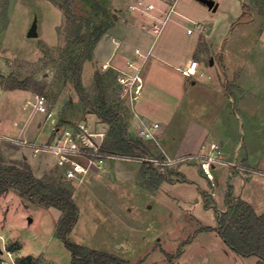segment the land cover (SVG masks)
<instances>
[{
  "label": "rangeland",
  "instance_id": "obj_1",
  "mask_svg": "<svg viewBox=\"0 0 264 264\" xmlns=\"http://www.w3.org/2000/svg\"><path fill=\"white\" fill-rule=\"evenodd\" d=\"M63 1L0 0L1 5H7L5 15L0 9V73L7 75L0 76V89L15 76L33 90L35 98L38 94L47 96L61 121L85 117L93 124L100 123L102 120L81 102L75 88L71 64L81 45L74 46L60 6ZM135 1L76 0L71 9L77 15L89 17L93 26H108L104 37L117 24L115 16H126L129 20L131 13L134 17L131 21L140 22L144 15L129 8ZM152 1L156 5L152 13L158 19L165 20L169 14L164 23H159L161 31L154 36V47L171 48L180 59H186L194 45L195 57H200L205 67L213 68L211 91H205L202 84L212 81L211 74H207L196 89L195 99L184 105L186 115L188 108L194 111L212 132L195 152L183 155L200 152L204 144L225 140V156L245 169L219 165L214 169L216 185H213L197 159L171 165L129 161L124 156L111 159L112 163L128 167L130 177L115 181L107 172L97 183L94 172L75 188L80 217L68 236L81 245L109 251L126 264H256L255 256L242 257L224 251L216 230L197 233V229L202 225L216 226L221 206L227 210L231 198L242 199L248 190L255 197L252 203L257 212L264 209V0H214L219 4L216 11L201 0H178L176 4L174 0ZM100 6L108 11L109 19ZM244 11L247 13L240 19ZM34 22L38 36L29 37ZM197 23L202 25L200 31L194 25ZM189 28L192 33H188ZM96 46L83 64V88L95 107L103 104V98L108 102L107 108L118 107L127 122L128 134L136 136L134 111L130 102L120 97L118 73L100 75V47L97 57ZM171 77L176 83L183 81L177 73ZM22 94L0 91V116L11 118L12 130L7 135L13 138L20 131L13 121L25 119ZM192 95L189 93L186 101ZM31 105L26 103L24 108L35 111ZM0 138L7 141L6 137ZM144 142L152 157H159L162 150L169 156H182L166 149L160 133V146ZM17 151L14 146L0 150V160L5 163L18 160L13 157H18ZM144 163L158 169L167 179L156 188H148L146 178L150 176L141 175ZM206 202L213 206L206 207ZM61 215L59 209L34 204L15 191L0 195V247H13L17 259L32 256L31 264H70L72 254L56 234ZM192 236L184 253L176 256L183 241Z\"/></svg>",
  "mask_w": 264,
  "mask_h": 264
},
{
  "label": "trees",
  "instance_id": "obj_2",
  "mask_svg": "<svg viewBox=\"0 0 264 264\" xmlns=\"http://www.w3.org/2000/svg\"><path fill=\"white\" fill-rule=\"evenodd\" d=\"M75 1L64 0L60 6L70 26L74 46L77 43L81 45L79 54L71 64L72 78L80 100L87 107H91L102 122L109 126L108 138L104 144L106 150L118 155L139 156L149 154V147L144 140L128 134L127 122L121 116L119 108H113V106L107 108L108 102L105 98L102 99L103 104L99 108L95 107L83 88L81 76L83 64L86 59L92 56L95 46L109 27L93 26L89 17L74 13L71 5ZM0 9L1 14L5 15L7 5L0 4ZM102 9L104 15L109 19L108 11L103 7ZM245 13L247 11H244L240 19L245 16ZM27 87L23 80L20 81L15 76H12L11 80L9 79L5 83V89H28ZM114 100L112 99L111 102L113 103ZM56 172L39 178L31 166L23 160H15L11 163L0 160V195L15 191L34 204L59 209L62 215L56 227V234L72 254L70 264H126V261L109 251L93 249L69 238V233L79 220L80 207L74 198L75 187L73 184L64 180L60 173ZM141 175L144 178L150 176L146 178L148 188H156L167 179L162 176V172L148 163L143 164ZM205 205L206 207L213 206L209 202H206ZM210 230H216L236 254L244 257L255 255L259 257V264L264 263V212L257 213L249 202L231 198L229 208L224 212L217 213L216 226H201L197 233ZM192 240L193 236L183 241L175 255L180 257L184 252L185 245ZM9 249L15 250L11 246ZM17 261L19 264H31L27 256L18 258Z\"/></svg>",
  "mask_w": 264,
  "mask_h": 264
},
{
  "label": "crops",
  "instance_id": "obj_3",
  "mask_svg": "<svg viewBox=\"0 0 264 264\" xmlns=\"http://www.w3.org/2000/svg\"><path fill=\"white\" fill-rule=\"evenodd\" d=\"M128 15L129 18H131L129 20L126 16H115L117 24L97 43L95 56L98 57V49L100 47V75L102 73L105 74L106 72L107 75L111 74L112 72L118 73L120 69L124 68L127 59L136 58L134 53V49L136 47H140L145 52L151 51L153 55L147 61L144 69V89L142 95L135 103V109L137 110V113L145 115L150 120L160 124L161 128L159 133L162 144L171 153L183 155L186 153L195 152V150H197V148L200 146L201 142L208 138L212 131L209 130L206 125L202 124L203 121H201L199 117L193 113L194 111L191 112L189 108L187 111L188 114L186 115L184 105L186 103H190L191 99H195L197 94L195 93L196 89H198L202 84L204 85L205 91H211L210 89L214 85V82L211 79L213 68L211 65L210 67H205L201 58L195 57L194 54L197 50V47L194 45L193 51L186 59H180L177 54H174V51L171 48L164 47L158 49L154 47L155 34L142 28V24L151 22V19L147 16H142L140 22L136 20V23L131 21L132 18H134L133 14L130 13ZM192 60H198L199 62L197 73L195 75L187 76L183 74L181 68L187 66ZM174 73H177V75L183 79L182 83H176L174 82V79H171V76L174 75ZM207 74L208 76L211 74L209 77L212 81H207V84L202 83V80L205 79L204 77ZM0 76L5 78L7 75L0 73ZM189 83L190 85L188 86ZM1 90L12 92L20 91L23 93L22 111H25V114H23L25 119H21L19 123H17L18 121L16 120L13 121V124L20 127L19 136L17 138H28L30 140L42 142L49 140L51 137V126L46 122L44 114L38 112L36 109L34 111L32 108L29 110L24 108L26 103L29 105L35 102V97L32 94L33 90L30 88H19L13 90L4 88L0 89V91ZM189 93L193 94L192 98H190L189 101H186V97H188ZM204 100L207 99L204 98ZM11 123L12 120L8 115L0 116V136L13 137L7 135L10 130H12V127H10ZM134 125L135 124H133V126ZM49 127L50 130L47 131V128L49 129ZM220 142L223 147H225L226 141L220 140ZM9 146H14L16 151L18 150L16 152L18 157H13H15V159L27 162L31 166L35 175L39 178L59 170V167L55 164V160L52 155H34L30 148L22 147L9 141H4L0 138V150L9 149ZM10 149L14 150L12 148ZM112 162L113 161H108L105 171L95 172L92 174L97 180V183L100 179L99 177H103L107 172L110 174L111 179L115 181L118 180L117 178L119 177L120 180L123 177V181L130 177L131 170L128 167ZM135 177L136 173H134V177L132 178L135 179ZM92 180L94 179L92 178ZM178 181L171 182L176 183ZM168 182L170 181H167V183ZM215 194V196H217L218 192ZM242 199L249 202L256 210L255 205L252 203V200L255 199V197L250 193L249 190L245 192L244 197L242 196ZM216 200L218 203H221V199L219 200V198L216 197ZM220 211L224 212L226 211V208L221 206ZM215 232L218 233L217 231ZM220 239L223 242L222 244V242L219 240L222 247L224 248V251L230 252V254L235 253L225 243L221 236ZM255 257L256 264H258L259 257Z\"/></svg>",
  "mask_w": 264,
  "mask_h": 264
},
{
  "label": "built area",
  "instance_id": "obj_4",
  "mask_svg": "<svg viewBox=\"0 0 264 264\" xmlns=\"http://www.w3.org/2000/svg\"><path fill=\"white\" fill-rule=\"evenodd\" d=\"M177 1L174 0L175 4ZM129 8L132 12L139 11L151 19V22L142 24V28L151 31L155 35H158L161 31L159 23H164L169 16L168 14L165 20L158 19L152 13L156 9V5L152 0H136L129 4ZM194 25L199 31L202 29L200 23ZM188 33H192L191 28L188 29ZM134 53L136 58L127 59L124 68L118 71V84L122 90L120 97L130 102L134 111L132 118L135 120L136 136L160 146V124L135 111V103L144 89L145 65L153 54L151 51H143L140 47H136ZM198 65V60H192L187 66L181 68V71L187 76L195 75ZM33 106L38 112L44 114L46 122L51 126L49 140L42 142L28 138L6 136L5 139L13 144L30 148L34 155H52L55 164L59 167L62 178L71 182L75 188L80 187L92 173L105 171L109 160L118 159L122 156L125 160L150 162L155 165H171L197 159L203 173L213 185H216L214 169L217 166L234 165L237 168L245 169L238 162L230 161L225 156L223 145L218 142L204 144L198 153L176 157L169 156L160 147L162 154L159 157H152L150 154L139 156L118 155L104 148L108 138V128L104 123L95 122L93 124L94 121L88 118L76 121H61L57 111L49 105L48 98L45 95H36ZM2 247H0V264H19L16 256H14V251L8 249L6 245Z\"/></svg>",
  "mask_w": 264,
  "mask_h": 264
},
{
  "label": "water",
  "instance_id": "obj_5",
  "mask_svg": "<svg viewBox=\"0 0 264 264\" xmlns=\"http://www.w3.org/2000/svg\"><path fill=\"white\" fill-rule=\"evenodd\" d=\"M202 2H204L206 5H208V7L210 9H212L213 11H216L218 9L219 4L216 3L214 0H201ZM116 18V17H115ZM28 36L29 37H36L38 36V32H37V23L34 22L33 25L31 26L29 32H28ZM28 260L32 259V256H27Z\"/></svg>",
  "mask_w": 264,
  "mask_h": 264
}]
</instances>
